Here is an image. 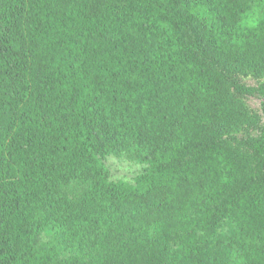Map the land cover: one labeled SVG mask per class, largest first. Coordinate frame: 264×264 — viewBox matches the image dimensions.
Listing matches in <instances>:
<instances>
[{
  "label": "trees",
  "instance_id": "trees-1",
  "mask_svg": "<svg viewBox=\"0 0 264 264\" xmlns=\"http://www.w3.org/2000/svg\"><path fill=\"white\" fill-rule=\"evenodd\" d=\"M247 71L264 0H0V264H264Z\"/></svg>",
  "mask_w": 264,
  "mask_h": 264
},
{
  "label": "rangeland",
  "instance_id": "rangeland-1",
  "mask_svg": "<svg viewBox=\"0 0 264 264\" xmlns=\"http://www.w3.org/2000/svg\"><path fill=\"white\" fill-rule=\"evenodd\" d=\"M251 19L258 16V12L255 11L251 15ZM238 81L246 87L257 88L264 85V77L255 75L252 72H244L237 74ZM246 108L262 116V97L259 93L246 95L243 97ZM258 132V128L251 125H243L232 136L236 140L242 142L248 141L251 137H254ZM104 165L112 180H123L129 183H134L135 177L143 171L144 165L129 161L125 157L108 156L104 159Z\"/></svg>",
  "mask_w": 264,
  "mask_h": 264
}]
</instances>
